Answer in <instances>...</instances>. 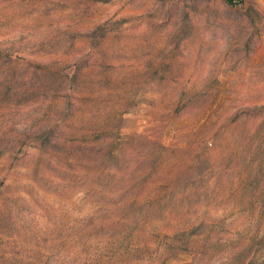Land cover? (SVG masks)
Instances as JSON below:
<instances>
[{
  "label": "rangeland",
  "instance_id": "rangeland-1",
  "mask_svg": "<svg viewBox=\"0 0 264 264\" xmlns=\"http://www.w3.org/2000/svg\"><path fill=\"white\" fill-rule=\"evenodd\" d=\"M0 264H264V0H0Z\"/></svg>",
  "mask_w": 264,
  "mask_h": 264
},
{
  "label": "trees",
  "instance_id": "trees-1",
  "mask_svg": "<svg viewBox=\"0 0 264 264\" xmlns=\"http://www.w3.org/2000/svg\"><path fill=\"white\" fill-rule=\"evenodd\" d=\"M229 4H237L236 1H242V0H225Z\"/></svg>",
  "mask_w": 264,
  "mask_h": 264
},
{
  "label": "built area",
  "instance_id": "built-area-1",
  "mask_svg": "<svg viewBox=\"0 0 264 264\" xmlns=\"http://www.w3.org/2000/svg\"><path fill=\"white\" fill-rule=\"evenodd\" d=\"M241 1H236V3L238 4V3H240Z\"/></svg>",
  "mask_w": 264,
  "mask_h": 264
}]
</instances>
